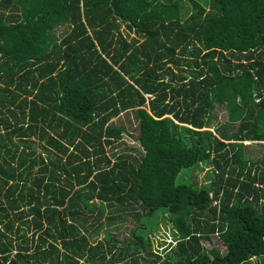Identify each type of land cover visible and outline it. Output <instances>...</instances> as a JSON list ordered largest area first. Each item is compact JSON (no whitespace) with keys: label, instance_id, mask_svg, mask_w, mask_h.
Returning <instances> with one entry per match:
<instances>
[{"label":"trees","instance_id":"trees-1","mask_svg":"<svg viewBox=\"0 0 264 264\" xmlns=\"http://www.w3.org/2000/svg\"><path fill=\"white\" fill-rule=\"evenodd\" d=\"M123 112L139 157L112 152ZM245 142L264 148V0H0V264L264 259V153ZM109 208L133 223L119 246L93 239Z\"/></svg>","mask_w":264,"mask_h":264},{"label":"rangeland","instance_id":"rangeland-1","mask_svg":"<svg viewBox=\"0 0 264 264\" xmlns=\"http://www.w3.org/2000/svg\"><path fill=\"white\" fill-rule=\"evenodd\" d=\"M123 29V26L121 27ZM67 30V27L60 26L56 28L55 35L58 38H61L64 32ZM69 31V30H68ZM133 34H130V37H132ZM214 114L216 116V119L220 122H224L226 120V115L224 113L223 108L217 107L214 111ZM112 123L115 125L122 124L127 129V132L123 133L121 136V140L116 142L113 146L112 152H124L125 154L139 157L143 150L139 146L138 142L136 141V137L138 135V129L136 126V122L132 118V115L130 113H121L117 117L113 118ZM245 145H248L249 143L245 142ZM37 151L40 152V148H36ZM264 153V148L262 147V144L259 143H250L248 146H246L245 154L249 155L251 159H257ZM188 169H184L180 175L177 178V183L184 182L183 180H186L187 177L184 175V172H188ZM211 172L208 168H202L201 170H194L192 172V179L196 180L199 185L208 184L211 182V178L207 177V173ZM183 179V180H182ZM114 208H109L105 211L103 214V217L100 219V225L101 229L97 236H94L93 239L95 241H101L103 239V236L105 233L111 234V236L117 240V246L120 245V242L122 240L128 239L131 237V230L133 228V223L129 220V217L123 216V212L117 213L114 212ZM107 217H115V221L108 224ZM164 217H166L164 215ZM168 217V216H167ZM92 221V219H87L84 222L82 221V229L84 231L91 230L89 227V223ZM30 234V233H29ZM147 237L150 239L152 243V249L154 251H157L162 256H165L171 245L168 246L170 243L172 245L174 244V239L172 236V230H171V223L167 221L166 219L163 220L162 218L159 220L158 227L155 228L152 232H149L147 234ZM104 241V240H103ZM106 244V242H105ZM204 246L208 249L211 247H215L221 251L224 250V246L221 244L220 240L217 236H211V239L209 241L203 242ZM109 255L107 256V259H109ZM251 264H264L263 258H252Z\"/></svg>","mask_w":264,"mask_h":264},{"label":"built area","instance_id":"built-area-1","mask_svg":"<svg viewBox=\"0 0 264 264\" xmlns=\"http://www.w3.org/2000/svg\"><path fill=\"white\" fill-rule=\"evenodd\" d=\"M215 204H216V202L213 203V205H215Z\"/></svg>","mask_w":264,"mask_h":264},{"label":"clouds","instance_id":"clouds-1","mask_svg":"<svg viewBox=\"0 0 264 264\" xmlns=\"http://www.w3.org/2000/svg\"><path fill=\"white\" fill-rule=\"evenodd\" d=\"M149 97H151V95H148Z\"/></svg>","mask_w":264,"mask_h":264}]
</instances>
